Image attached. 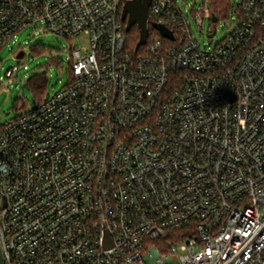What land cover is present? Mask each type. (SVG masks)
<instances>
[{
  "label": "built area",
  "instance_id": "2783aa9c",
  "mask_svg": "<svg viewBox=\"0 0 264 264\" xmlns=\"http://www.w3.org/2000/svg\"><path fill=\"white\" fill-rule=\"evenodd\" d=\"M128 1L0 0V51L31 26L88 40L0 125L3 264H264V0H152L137 55Z\"/></svg>",
  "mask_w": 264,
  "mask_h": 264
},
{
  "label": "rangeland",
  "instance_id": "374dc122",
  "mask_svg": "<svg viewBox=\"0 0 264 264\" xmlns=\"http://www.w3.org/2000/svg\"><path fill=\"white\" fill-rule=\"evenodd\" d=\"M239 0H233L238 3ZM199 9L203 0H185ZM197 2V3H196ZM226 19L222 18L217 24L218 32L211 40L208 38V28L210 26L209 17L206 18L204 33H197V38L203 49L211 42V47L224 39L227 34V27L233 22L230 15V24L226 26ZM197 31V30H196ZM17 45L9 43L0 51V125H4L20 114L17 108L18 103L26 102L28 107H35L38 100L30 88L29 80L37 75L45 76L47 79V90L45 98L52 96L71 80V49L75 46L87 44L86 37L67 39L56 34H44L37 31L35 26H31L22 31L16 38ZM25 47L23 58H19V47ZM146 51V47H142ZM18 67L16 75L12 79L6 78L8 69Z\"/></svg>",
  "mask_w": 264,
  "mask_h": 264
},
{
  "label": "water",
  "instance_id": "95a60500",
  "mask_svg": "<svg viewBox=\"0 0 264 264\" xmlns=\"http://www.w3.org/2000/svg\"><path fill=\"white\" fill-rule=\"evenodd\" d=\"M152 0H130L126 3L123 10V21L126 22V30H130L131 27L137 26L140 32V40L137 43L136 50L141 48V46L147 43V39L149 36V27H148V19H149V7ZM213 21H217V17L213 15ZM153 27L156 28L163 37L174 40L175 37L173 33L164 25L153 24ZM213 33L211 36H214ZM24 56V52H21L18 57L22 58ZM0 264H3L2 254L0 250Z\"/></svg>",
  "mask_w": 264,
  "mask_h": 264
},
{
  "label": "trees",
  "instance_id": "16d2710c",
  "mask_svg": "<svg viewBox=\"0 0 264 264\" xmlns=\"http://www.w3.org/2000/svg\"><path fill=\"white\" fill-rule=\"evenodd\" d=\"M212 11L219 17H223L227 14L228 9L230 8L229 0H211ZM153 30H151L152 32ZM127 38V48L134 55L142 53L144 50L139 48L136 50L137 43L140 40V32L137 26L131 27L130 30L126 31ZM30 88L34 92L38 103L44 101L45 93L47 90V79L45 76L37 75L32 77L29 80Z\"/></svg>",
  "mask_w": 264,
  "mask_h": 264
}]
</instances>
